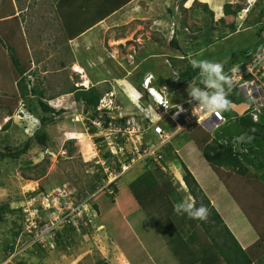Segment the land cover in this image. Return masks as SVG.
I'll use <instances>...</instances> for the list:
<instances>
[{"label": "rangeland", "instance_id": "1", "mask_svg": "<svg viewBox=\"0 0 264 264\" xmlns=\"http://www.w3.org/2000/svg\"><path fill=\"white\" fill-rule=\"evenodd\" d=\"M175 1L177 2L171 0L172 6ZM191 2L193 1L188 0L187 4L190 5ZM210 2L211 9L208 5L207 7L212 15L203 12L198 3V5L192 4V7L185 11L177 4L178 11L162 14L169 22H173V30L171 31L172 26L168 25L165 28L167 32L165 29H160L159 33H153L149 26L145 25L144 20L147 15L141 17V14H144V7L139 5L141 14L135 17L129 16L128 24L123 29H110L111 25H106V28L104 27L106 34L102 35L99 45L107 48L106 54L108 56L111 54L115 66L120 61H126V55L122 53L124 49L113 46L118 43L114 41L117 38L116 34L121 33L126 37L125 40L131 39V44H134L132 47H135L138 54L141 53L142 48H145L144 39H147L148 43L153 42L152 46L147 48L148 52L152 47L162 49L164 47L163 50H157L160 54H166L165 57L163 56L164 59L160 58L165 71H160L159 75L170 74L169 78H164V83L175 76L178 69L183 70L187 62L192 59L221 62L226 73H231L236 67L242 70L250 58L246 56L247 53H253L254 47L262 41V37L257 36L256 31L264 23V17L260 15L264 0H211ZM10 3L14 10L11 17L16 16L12 22L16 30V50L20 57L29 61L30 72L27 71L25 75L27 88L39 86L44 92L42 101L51 108H61L63 113L53 116L42 112L36 96L30 95L26 100L21 99L16 83L11 84L10 80L6 79L0 64V153L8 156L0 160V206L6 204L12 210L3 214L0 219V259L5 252L3 251L5 242L10 241L8 239L12 233L13 222L17 224L20 222L18 210L22 211L24 220L25 210L34 212L40 222L50 220L52 216L48 215L53 209L49 205H53V201L57 202L56 196H58V199L62 200L71 197V202L66 206H70L71 203L75 206L85 198L88 199V204L82 208V210L89 209L88 217L87 221L81 219L74 222L72 225L74 231L67 232L68 235L65 236L67 241L65 249L49 247V251L37 253L44 264H179L167 241L170 233L167 225H158L155 221L146 218L142 211L137 212L136 208L129 210L131 214L124 215L119 200L115 196L110 197L109 188L102 190L98 185L95 190L89 191L92 183L98 184L95 177L98 169L95 165L98 164L101 153L99 155V146L94 143V137L86 132L87 121H82L80 116H77L81 113L82 107L73 101L71 93L67 91L71 84L87 88L91 83L83 74L75 72L73 67H70L73 59L71 61V55L68 54L70 48L67 45L66 31L61 27L57 0H0V8L5 10ZM225 4H229L232 10L239 6L240 10L235 15H225ZM152 14H157L155 9ZM107 20L111 22L112 18ZM159 24L161 23H157L156 28ZM98 30L99 28H95L90 32L95 33V36L84 38L90 40L95 47L87 52L77 50L73 52L74 57L78 56V60H88L95 57L94 54L102 53L96 37ZM173 36L178 42V49L169 44ZM252 39L255 41L251 42ZM5 50L7 49H4L7 58L8 53ZM101 61L102 68L113 72V68L109 70L107 61ZM147 64L152 63L148 60ZM105 69L98 70V74L100 75ZM199 78L195 84L182 85V88L173 94L169 92L170 103L178 105L177 103L191 100L188 87L200 85L202 77ZM131 83L134 87L137 85L134 81ZM255 83L253 84L256 87ZM97 86L102 95L103 92L112 90V84L109 82ZM114 92L112 104L115 102L118 104L121 115L135 117L139 112L134 106L138 95L127 92L130 95L126 97L123 90L121 92L117 88ZM139 103L141 104V101ZM250 105L248 115L252 117V114H256L257 119L264 120V106L258 107V111H255L251 102ZM11 108L13 114L8 115ZM221 114L225 120L222 124L215 127L206 124L202 126L203 129L205 128L212 139L221 143L229 140L230 137H239L243 131L237 123L236 114L230 108L221 111ZM42 119H46L43 124ZM177 121L180 122L181 118ZM8 122L10 126L4 130L3 127ZM36 133H39L43 139L42 143L35 138ZM187 135L188 133H182L174 139L179 162L173 157L167 161L166 169L172 179L177 181L174 183L176 188L182 185L179 182L182 174L181 160L190 171L194 172L193 175L199 180V185L210 204L220 214L230 232L240 238L239 241L242 240L243 244L247 242L246 239L257 237L256 228L251 223H246L244 218L246 215L239 208L236 199L225 189L216 174L211 172L199 150H196V146L192 142L189 143ZM18 151L21 153L13 156ZM7 153L9 155H6ZM192 154H195V157L190 156ZM189 157L191 159H188ZM132 167L130 169L120 166L119 169L122 171L120 174L124 173L121 179L123 183L130 182L142 173V164L137 163ZM250 170L255 172L253 169ZM241 184H245L247 188H254V184H247L246 179L240 177L232 180L231 183L235 190H242L240 199L252 198L253 195L247 198L246 190H243ZM183 188V193L179 196L180 201L192 200L186 187ZM92 204H96L100 212L93 210ZM181 216L176 212L173 213L176 223L180 222L176 218L180 219ZM185 217L188 216L185 214ZM182 221L184 225L186 219Z\"/></svg>", "mask_w": 264, "mask_h": 264}, {"label": "trees", "instance_id": "2", "mask_svg": "<svg viewBox=\"0 0 264 264\" xmlns=\"http://www.w3.org/2000/svg\"><path fill=\"white\" fill-rule=\"evenodd\" d=\"M129 1L131 0H57L56 5L59 10L58 15L64 24L66 35L70 39H73L112 15L114 11ZM195 4L198 5L197 3ZM199 6H201L203 12L212 15L206 4ZM239 10V6L232 10L229 4L224 5L225 15H235ZM13 13L14 10L11 3L5 7V10L0 8V64L3 67V73L6 75L4 76L7 80H10L11 84L16 83V89L20 92L17 94L21 99L26 100L30 95L36 96L38 97L39 109L42 112L50 113L53 116L60 115L63 113V110L56 111L48 106L46 102L42 101L44 92L39 86L27 88L25 73L29 70V61H25V58L20 57L17 53L16 30L12 24L15 18L11 17ZM260 15L264 17V6L260 11ZM8 17L11 18L7 19ZM262 29H264V24L259 27V31ZM169 44L178 49L175 37L170 40ZM262 44L263 40L258 42L253 52L260 48ZM4 49H7L5 50L8 53L7 58L4 55ZM248 55L247 53L246 56L249 57ZM177 75L178 79L184 83L190 82L194 78L199 79V76H201L199 69H194L190 62H187L183 70L178 69ZM141 81L135 86L138 90L141 89ZM71 92H73L72 98L74 102L81 104L82 113L87 114L85 117L90 127L88 132L91 135L94 134L93 140L99 146L100 159L106 160L107 166L114 169V173L118 174L121 163L105 149L103 136L96 135L97 131L89 121L99 115L96 111V106L99 103L102 92L97 86H91L87 89L72 87ZM234 97L237 99H234ZM228 98L231 103L238 104L244 102L250 105L251 102L253 104L251 100L241 98L235 89L231 94L229 92ZM16 101L15 99V103ZM12 110V108L9 109L8 115L13 114ZM119 110L114 108L108 112L116 116L115 121H118V123L125 122L129 117L123 116L119 118L121 116ZM103 119L105 120L103 127H106L109 118L104 114ZM45 121L46 119H42V124ZM9 123L3 127L4 130L9 128ZM183 133H188V141L196 146L211 172L216 174L225 189L236 199L235 201L249 222L256 228L258 237L253 243L245 248L241 247L228 226L223 222L220 214L210 204L197 178L181 160L180 167H182V174L179 180L180 184H184L183 187H186L187 193L192 199H195L197 206L203 204L209 209L210 217L208 220L201 221L185 217L184 214L181 216L182 219L176 218L177 221H180L176 223L173 213L175 212V205L181 202L179 196L182 195V189L184 188L182 186H180L182 189L176 188L174 183L177 181L172 179L170 172L166 169L167 161L170 157L178 159L176 148H174L172 143L163 149L162 159L159 163L155 162L152 158H147L139 163L143 166L142 173L130 182L123 183L121 181L123 173L104 188H109L110 197L115 196L119 200L121 203L120 209L124 215L131 214L129 210L136 208L137 212L142 211L146 218L155 221L160 226L165 224L170 228L167 241H169L170 248L179 264H264V135L261 138L247 137L243 139L239 148L237 144L238 136L230 137L229 140L221 143L212 139L210 134L199 125H194L188 128V130L183 131ZM34 136L39 142H43L39 133H36ZM19 153L21 151L16 152L13 156L19 155ZM6 155H9V153ZM4 157L8 156L0 153V160H3ZM188 159L191 158L189 157ZM95 168L98 169L95 173L98 184L92 183L89 186V191L95 190L98 185H105L107 180V174L103 173L104 168L100 164H96ZM250 169H253L255 172H252ZM239 177L246 179L247 184H254V188H247L245 184H241L243 190H246L247 198L253 195L252 198L247 200L240 199L242 190H235L231 185L232 180ZM234 186L236 187L237 183ZM92 209L100 212L96 204H92ZM18 211L20 213V222L19 224L13 222L12 233L8 239L10 241H14L13 238L18 234L24 223L23 213L21 210ZM8 212H12V210L6 204L1 205L0 219L3 214ZM83 219L87 221L86 217ZM183 219H186L184 225L182 223ZM72 231H74L73 227H66L56 233L54 239L56 249H65L67 244L65 236L68 235L67 232ZM10 241L5 242L3 251L11 248L9 247ZM35 249L38 254L39 252H43L40 244Z\"/></svg>", "mask_w": 264, "mask_h": 264}, {"label": "built area", "instance_id": "3", "mask_svg": "<svg viewBox=\"0 0 264 264\" xmlns=\"http://www.w3.org/2000/svg\"><path fill=\"white\" fill-rule=\"evenodd\" d=\"M248 56L250 57L249 60L244 64L243 69L237 73L240 79L231 90L236 88L243 98L252 99L253 107L255 111H258V107L264 106V41L260 48ZM152 79L153 76L148 74L141 82L142 90L141 92L137 91L138 97L135 98V107L139 111L135 117L129 116L125 122L118 123L111 112L103 111L104 108L112 105L109 97L113 93L110 92L106 94L108 97L105 95L100 99L97 107L99 115L91 119L92 125L97 129L102 128L101 133L105 137V149L117 158L124 168H131L147 158H152L159 163L162 159L163 149L168 144H173L174 139L183 131L194 125L202 127L209 124L211 127H215L225 121L221 111L212 115L206 112L201 113L194 100H188L178 105L171 104L167 87L157 88L152 84ZM196 80L194 78L190 82H182L181 84H195ZM253 83L256 84V87ZM166 99L167 104L164 103ZM180 106L182 111L177 114V108ZM115 108L120 109L118 105ZM142 108L143 111H141ZM104 114L111 119L106 127H103ZM157 114L161 116L158 120L154 118ZM123 116L126 117L121 115L119 118ZM252 116L255 121L258 120L256 114H252ZM178 118H181L180 122L177 121ZM97 163L104 168V174H107L106 185H103L102 188L121 175L122 171L120 170L118 174L114 173V169L107 166L106 160L99 159ZM56 199L57 202L53 201V205H49L53 209L52 214L48 215L52 216L50 220L40 222L34 212L25 210L26 218L23 226L18 234L13 236L14 241H10L9 244L11 248L4 252L0 264H43V261L38 258L36 246L40 244L42 248L53 247L56 230L62 229L65 223L83 219L87 210H82V208L88 204V199L85 198L75 206L72 203L70 206H66L68 202H71V197L62 200L56 196Z\"/></svg>", "mask_w": 264, "mask_h": 264}, {"label": "crops", "instance_id": "4", "mask_svg": "<svg viewBox=\"0 0 264 264\" xmlns=\"http://www.w3.org/2000/svg\"><path fill=\"white\" fill-rule=\"evenodd\" d=\"M141 1H143L144 3H142ZM187 1L188 0H177V2L175 1L174 6H172L173 2H171V0H131L127 4H125L124 6L120 7L118 10L114 11L112 15H110L109 17L105 18L104 20L100 21L95 26L88 29L84 33L78 35L77 37L70 39L67 35V43L68 44L67 43L66 44L70 48L68 51V54L71 55V61L73 59V62L71 63L72 65H70V67H73V65H78L80 68H82V72H77V71H75V72H77L79 74H83V76H85L88 79V81H90V83H91L90 86H92V85L97 86V85H100L102 83L106 84L107 82H109L110 84H112V90L107 91V92H113L114 94H115L114 89H116V88L119 89L121 92L123 90V93L126 97L128 94L130 95V93H127V92H131V93L134 92L133 94H137V91L141 92L142 89H140V90L136 89V87H134L131 82L134 81V83L135 82L139 83V81L143 80V78L148 74H151L153 76V79H152L153 85H155L157 88H159L161 86H166L168 93L171 92L173 94L175 91L182 88L181 86H178V84L176 82H174V84H172L173 83L172 79L174 76H172L171 79L166 80L167 83H164L163 82V80H165L164 78H169L170 74L161 73V75H159L160 71H162V70L165 71V68L163 67L164 65H163L160 58H163V56L165 57L166 54H164V53L160 54V53H158L157 50L158 49L163 50L164 47H163V49L161 47H158V48L152 47L151 51L148 52L147 48L149 46H152L153 42L148 43L147 39L146 40L144 39L145 48H142L143 50L141 51V53L138 54L137 50H135V47L134 48L132 47L134 44H131L132 43L131 39L125 40L126 37L121 35V33L116 34L115 37H117V38L114 41L115 42L118 41V43L113 45V46H115L116 48L118 47V49L119 48H121L122 50L124 49V52H122V53H125L126 61H122V62L120 61V63L117 66H115L114 65L115 63L112 61L113 58H112L111 54L108 56V54H106L107 48L105 47L106 50H105V48H102L99 45V42L102 39V35L106 34V31H105L106 25H111V26H109L110 29H113V28L123 29V27H126L125 25L128 24L127 21H128L129 16L133 15L135 17L137 14H141V8L139 7V5H143V7H144V10L142 9L144 14H141V17L147 15L146 16L147 18H145V20H144L146 22L145 25L149 26V29H151V31L153 33L154 32L159 33L160 29H165L168 27V25L172 26L170 30L171 31L173 30L172 29V28H174L173 22L172 21L169 22L166 19V17L164 15H162L164 13L170 14L173 12V10L178 11L179 7H180V9L185 11L187 9H190L192 7V4H194V3H198L200 5L206 4V5H208L209 8L211 6L210 5L211 0H192L193 2H191L190 5L187 4ZM177 4H179V7L177 6ZM170 7H173V8L171 9ZM177 7H178V9H177ZM138 8H139V10H138ZM154 9L157 12V14H155V15L152 14ZM14 17H16V16H14ZM10 18L11 17H8L7 19H10ZM111 18H112V20H111V22H109L107 19L110 20ZM140 21H143V20H140ZM157 23H161L157 26L158 28H156ZM61 27L63 28V30L65 29L64 24L62 23V20H61ZM95 28H99L96 37H97L98 45L100 46L102 53L101 54H94L95 57H92L91 59H88V60H82V59L78 60L77 59L78 56L74 57L73 52L75 53V51H77V50L87 52V51H90L91 49H93L95 47V45L90 40L84 39L85 37H88V36H95V33H90ZM246 30H248V29H246ZM166 32H167V30H166ZM171 33L173 34V32H171ZM148 40H150V39L148 38ZM254 41L255 40L252 39L251 42H254ZM167 42H168V40H167ZM167 42H165V43L167 44ZM176 42H177V40H176ZM177 45H178V42H177ZM154 51H157V53H154ZM158 55L160 56L159 58H158ZM154 59H155V61H154ZM101 60L107 61L109 64V70H112V68H113V72H111V71L108 72L105 68H102V66H101L102 61ZM148 60L151 61L152 64L148 65L147 64ZM30 69H35V68L30 67ZM104 69H105V71L99 75L98 70L103 71ZM84 71H86V72H84ZM94 71H96V72L93 73ZM105 72H106V74H105ZM177 73H178V71H177ZM96 75L98 77H96ZM102 76H104V78H102ZM166 76H168V77H166ZM109 77H110V79H109ZM83 81H84V79H83ZM92 81H93V83H92ZM170 86H171V88H170ZM68 87L69 88H68L67 92H71L72 87H76V86L74 84H71ZM97 87H99V86H97ZM128 87H131V88H128ZM169 94H168V98H169ZM129 97L131 98L132 96H129ZM177 104H179V103H177ZM189 143H191V142L189 141ZM174 144H176V141H175V143L173 142V146H174ZM185 146H186V144L183 146V148ZM196 150H197V148H196ZM190 156L195 157V154H192ZM191 172L194 174L193 171H191ZM244 218H245L247 224L250 223L246 217H244ZM232 234H233V232H232ZM233 235L236 238V240L239 242V244L241 245L242 248H245L248 245H250L251 243H253L258 237L257 236L255 238H253V236H252L250 239H248V240L246 239L247 242L243 244L242 240L239 241L240 238H237V236L235 234H233Z\"/></svg>", "mask_w": 264, "mask_h": 264}, {"label": "clouds", "instance_id": "5", "mask_svg": "<svg viewBox=\"0 0 264 264\" xmlns=\"http://www.w3.org/2000/svg\"><path fill=\"white\" fill-rule=\"evenodd\" d=\"M263 31H264L263 29L261 31H259V27H258V29L256 31V35L259 37H262V40L264 41ZM170 40H169V42H170ZM190 63L194 69H199L200 75L202 77L200 85H203V87H201L200 85L195 86V87H191V88L188 87V95L191 98V100H194L196 102L195 104L198 106L199 111L201 113L206 112L209 115H212V114H215L216 112H219V111L228 110L231 106V101L228 98L229 92H230V94H231V92H233L234 89L233 90H231V89L234 87V85L236 83H238V80L240 79V77L237 75V73L240 72L239 67L233 68L231 73H226L224 71V65L218 61H210L207 59H204V60L192 59L190 61ZM25 75H27V72L25 73ZM173 81L177 82V83L183 82L182 80L178 79L177 73H175V76L173 77ZM92 86H94V85H92ZM79 87H82V86H78V88ZM89 87H91V86H89ZM89 87H87V88H89ZM87 88H85V89H87ZM69 93H71V95H73V92H69ZM108 93H110V92H104V94L101 96V98L104 97ZM111 93H113V92H111ZM106 97H108V95H106ZM109 99L111 101L114 99V93L112 96L109 97ZM244 99H246V98H244ZM99 102H100V100H99ZM167 102L168 101L166 99L164 101V103L167 104ZM115 104H116V102H115ZM115 104H112L107 108H104L103 111H106V112H108L110 110L112 111L115 108ZM78 105L81 107V104L78 103ZM135 105L136 104H134V106ZM98 106H99V103L96 106V111H97ZM53 109L56 111L62 110L61 108H58V109L53 108ZM180 111H182L181 106L179 108H177V114H179ZM86 115L87 114L82 113V109H81V113L77 114V116H80L82 121L83 120L87 121V118L85 117ZM112 116L115 117V115H113V114H112ZM248 116H250V115H248ZM154 118L158 120L161 118V116L159 114H157ZM109 120H111V119H109ZM89 121L91 124V120H89ZM87 124H88V121H87ZM104 124H105V122H104ZM92 126H94V125H92ZM94 128L97 131V136L102 135L103 138L105 139L104 135L101 133L102 128L97 129L95 126H94ZM89 129H90V127L88 125V127L86 128V132L88 134H89V132H88ZM103 132H104V130H103ZM89 135H91V134H89ZM91 136L93 137L94 134ZM181 186L183 188L184 184L182 183ZM182 188H180V189H182ZM88 212H89V209L85 212L84 217H86V218L88 217L87 216ZM175 212L178 215L186 214L191 219L201 220V221L207 220L208 215H209V209L206 206H204L203 204H201L200 206H197L195 199L184 200V201L177 203L175 205ZM80 220H77V221H80ZM83 220H85V219H82V221ZM72 225H74L73 221H71L70 223H65V225L62 229L56 230V233L59 231H62L66 227H73ZM56 233H55V235H56ZM54 239H55V236H54ZM49 247L50 246L43 248V251L48 250L50 248H55V243L53 244V247H50V248Z\"/></svg>", "mask_w": 264, "mask_h": 264}, {"label": "water", "instance_id": "6", "mask_svg": "<svg viewBox=\"0 0 264 264\" xmlns=\"http://www.w3.org/2000/svg\"><path fill=\"white\" fill-rule=\"evenodd\" d=\"M230 109L236 114L237 123L243 132L239 135L237 139L238 147L240 148V143L243 139L247 137L261 138L264 135V121L263 119H258L255 121L247 114L248 104L247 103H231Z\"/></svg>", "mask_w": 264, "mask_h": 264}, {"label": "bare ground", "instance_id": "7", "mask_svg": "<svg viewBox=\"0 0 264 264\" xmlns=\"http://www.w3.org/2000/svg\"><path fill=\"white\" fill-rule=\"evenodd\" d=\"M172 68V67H171ZM73 69H74V71H77V72H81L82 70H81V68L78 66V65H73ZM198 79V78H197ZM200 79V78H199ZM197 81V80H196ZM177 83V82H176ZM196 83V82H195ZM179 86H182V84L181 83H177ZM193 86V85H192ZM116 105H118V104H115V107H116ZM253 112H254V110H253ZM116 117V116H115Z\"/></svg>", "mask_w": 264, "mask_h": 264}, {"label": "flooded vegetation", "instance_id": "8", "mask_svg": "<svg viewBox=\"0 0 264 264\" xmlns=\"http://www.w3.org/2000/svg\"><path fill=\"white\" fill-rule=\"evenodd\" d=\"M251 108V105H248V110H247V112H249V109ZM251 118H253V116L251 117ZM254 119V118H253ZM260 119H263V118H260ZM264 121V120H263Z\"/></svg>", "mask_w": 264, "mask_h": 264}]
</instances>
